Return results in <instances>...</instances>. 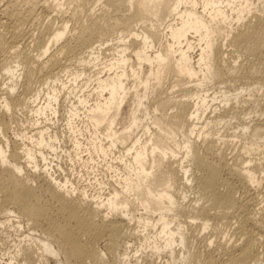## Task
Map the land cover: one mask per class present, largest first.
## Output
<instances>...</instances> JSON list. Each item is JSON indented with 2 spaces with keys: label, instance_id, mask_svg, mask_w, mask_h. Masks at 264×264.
Listing matches in <instances>:
<instances>
[{
  "label": "bare ground",
  "instance_id": "obj_1",
  "mask_svg": "<svg viewBox=\"0 0 264 264\" xmlns=\"http://www.w3.org/2000/svg\"><path fill=\"white\" fill-rule=\"evenodd\" d=\"M137 244L264 264V0H0V263Z\"/></svg>",
  "mask_w": 264,
  "mask_h": 264
},
{
  "label": "rangeland",
  "instance_id": "obj_2",
  "mask_svg": "<svg viewBox=\"0 0 264 264\" xmlns=\"http://www.w3.org/2000/svg\"><path fill=\"white\" fill-rule=\"evenodd\" d=\"M53 15H54V14H53ZM211 92H212V91H211ZM211 92H210V93H211ZM208 112H209V111H208ZM59 119H60L61 121H60V122H56V123H57V126H58L59 130H63V128H64V124H65V123H64L65 120H63L62 117H60ZM24 122H25V120H24ZM16 123H18V122L15 120L13 126H16ZM28 124H30V123H28ZM29 128H30V127H29ZM17 129H20V127L16 128L15 131H17ZM15 131L10 130L8 133H9L10 136H13V133H14ZM230 132H232V131H229V133H230ZM228 152L230 153V154H228V156H229L228 158H231L233 154L231 153V151H228ZM228 152H227V153H228ZM231 154H232V155H231ZM64 161H65V162L63 163V166H64L65 169L68 171V172H67L68 175L71 176V172H73V169H71V171H69V167H72V166L69 165L68 161H66L65 158H64ZM80 169H81V168H78V170H80ZM73 174H74V173H73ZM71 178H74V175H73ZM85 179H86V178H85ZM85 179L82 178V180H80V179L77 178V179H76V182L78 183V185H84V184H86V183L84 182ZM79 180H80V182H79ZM102 247H103V245H102ZM137 247H139L138 244H137L136 246L134 245V246L131 248V250H130V252H131V254H132V255L130 254V256H129V258L131 259V260H130V261H131V264H140L141 262H138L139 260L142 261V262H144V259H143V258H145V257H143V256H145L146 254L144 255L143 252H146L147 250H143V252L141 251L142 254H143V256H142V255H141V252L136 253V249H137ZM135 248H136V249H135ZM134 249H135V250H134ZM132 250H133V251H132ZM136 254H137V255H136ZM140 255H141V257H140ZM141 258H142L143 260H142ZM147 258H151V257L147 256ZM153 259L155 260V256L152 257V260H151L152 263H153V262L155 263V261H156V264H158L159 261H160L161 263H159V264H163L162 262H163L164 259L157 258V257H156L157 260L154 261ZM145 260H146V261H145V263H146V262H147L148 260H150V259H148V260L145 259ZM151 261H150V262H151ZM137 262H138V263H137ZM148 262H149V261H148ZM157 262H158V263H157ZM55 263H56V262L54 261V259H52V260H51V264H55ZM0 264H4V263L1 262Z\"/></svg>",
  "mask_w": 264,
  "mask_h": 264
}]
</instances>
